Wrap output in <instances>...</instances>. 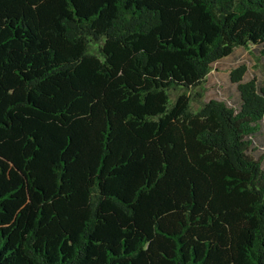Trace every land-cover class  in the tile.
Listing matches in <instances>:
<instances>
[{"label":"trees","instance_id":"trees-1","mask_svg":"<svg viewBox=\"0 0 264 264\" xmlns=\"http://www.w3.org/2000/svg\"><path fill=\"white\" fill-rule=\"evenodd\" d=\"M251 44L264 0H0V264H264V86L192 108Z\"/></svg>","mask_w":264,"mask_h":264},{"label":"rangeland","instance_id":"rangeland-1","mask_svg":"<svg viewBox=\"0 0 264 264\" xmlns=\"http://www.w3.org/2000/svg\"><path fill=\"white\" fill-rule=\"evenodd\" d=\"M262 44H251L248 47H237L234 52L215 63L211 72L202 86L198 87L203 96L192 101L194 110L200 108L205 101L218 98L227 101L231 106H240L241 96L237 84L231 80V71L238 65L246 63L248 66L244 80L257 78L259 86H264V55L261 53ZM181 90L173 91L172 98L175 99ZM256 149L252 154L259 158L264 155V119L261 122V130L255 138ZM264 165V160H263Z\"/></svg>","mask_w":264,"mask_h":264}]
</instances>
